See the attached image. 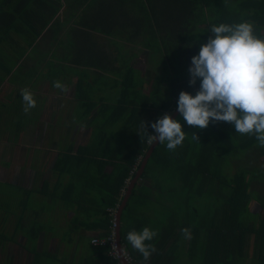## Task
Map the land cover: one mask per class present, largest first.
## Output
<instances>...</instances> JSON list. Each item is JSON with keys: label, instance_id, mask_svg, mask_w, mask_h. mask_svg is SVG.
Masks as SVG:
<instances>
[{"label": "trees", "instance_id": "1", "mask_svg": "<svg viewBox=\"0 0 264 264\" xmlns=\"http://www.w3.org/2000/svg\"><path fill=\"white\" fill-rule=\"evenodd\" d=\"M62 6L79 27L107 37L101 49L94 47L86 32L76 29L69 31L66 41L51 28L43 35ZM241 22L252 24L253 34L264 38V0H2L0 84L25 60V50H20L4 65L5 45L13 48L25 41L31 46L45 37L49 43L65 42L59 56L67 62L111 74L108 85L116 89L112 99L101 98L98 104L91 99L87 78H77L75 99L82 109L73 117L76 122L88 121L90 141L57 155L53 165L57 178L69 176L63 187L60 180L52 188L43 181L33 191L75 206L76 229H97L99 237L108 234L111 209H117L152 142L151 123L178 107L181 91L195 95L199 90L200 79L195 86L189 84L191 58L207 42L212 25ZM12 29L22 41L7 32ZM110 38L161 55L165 99L143 89L134 77L137 69L125 61ZM175 119L185 132L182 145L170 151L166 142L156 144L121 212L120 241L133 264H247L248 259L264 264V164L257 161L264 156V147L255 134L236 133L230 122L210 120L200 129L188 125L180 114ZM228 163L235 165L229 175ZM249 189L258 197H252ZM151 190L155 202L149 199ZM250 201L262 209L255 218L248 208ZM144 227L156 232L146 242L156 249L147 261L126 239L129 231ZM182 229H188L187 237ZM93 250L82 264H118L107 247Z\"/></svg>", "mask_w": 264, "mask_h": 264}, {"label": "crops", "instance_id": "2", "mask_svg": "<svg viewBox=\"0 0 264 264\" xmlns=\"http://www.w3.org/2000/svg\"><path fill=\"white\" fill-rule=\"evenodd\" d=\"M1 2L2 0H0ZM49 28L57 30L59 34L72 29H76L81 33L86 32L85 35L94 41V47L102 48L101 40L103 35L79 27L74 18H72V14H64L63 6L45 27L43 35L46 32L47 34L49 33ZM41 39L37 43L46 45V50H56L57 46H59L56 41L51 44L47 41V38ZM126 47L128 51L136 52V49L132 50L134 47ZM136 55L137 53L132 57V60ZM55 60L60 63L56 67L58 68L56 78L60 75L59 77L62 80L59 82L66 85L68 90L57 89L54 87V82L49 79L47 81L46 76H43L40 81H34L36 86L32 91L27 88V85L24 86L34 94L36 107L33 109L38 110L31 114H33L36 121L33 119L29 120V125L27 124L28 127L26 128H16L17 134H20V139L17 142L14 137L10 140L0 139V172L4 173V178H17L27 182L29 187L34 190H38L43 181H47L52 188L53 184L57 182L56 180H60L63 187L68 182L69 176L57 178V174L53 171L57 155L68 147H73L75 150L90 141L92 129L88 125V121L76 122L74 117L71 119L70 116V109L75 108L78 103L75 99L74 87L77 78L81 75L86 77L90 86L91 83L95 82H107L108 84L112 81L111 74L102 73L94 67H84L73 65L67 61ZM132 60L131 65H133ZM51 61L48 58L44 62L50 68L51 66L54 67V65L57 66V63L53 65ZM24 62L25 60L21 61L19 66L14 67L12 75L19 68L27 70V66L32 64L28 62V64H25ZM67 65L78 69L73 74L65 69ZM19 72L22 75L26 73L24 70ZM12 75L5 77L0 84V92L4 89L3 87L7 88L6 94L0 96V103L6 104V106L9 104L7 99L15 85L17 84L18 87H21L18 85V79L14 82L15 79H13ZM107 86L109 87V85ZM109 93L108 96L114 97L116 95L115 92L113 94ZM101 98L99 96L94 101L100 104ZM77 107L80 109V106ZM96 111L97 106L93 112ZM50 116H55L54 120ZM21 149L25 151H21ZM2 161L6 164L4 168ZM35 192L38 193L37 191ZM154 194L155 191L151 190L149 199L155 202L154 197H152ZM46 197L48 199V208L40 207L39 209L32 208L30 210L22 208L17 214L8 216L1 214L0 264H39L41 256L55 259L59 264H82L87 262L94 252L93 247L99 246L91 243L93 237L100 236L99 230L88 229L87 227L75 228L74 219L78 216L75 206L59 199ZM5 209L4 203L0 202V210ZM250 261L252 260L248 259L247 264H250Z\"/></svg>", "mask_w": 264, "mask_h": 264}, {"label": "clouds", "instance_id": "3", "mask_svg": "<svg viewBox=\"0 0 264 264\" xmlns=\"http://www.w3.org/2000/svg\"><path fill=\"white\" fill-rule=\"evenodd\" d=\"M211 35L191 58L188 69L189 84L195 86L200 79L199 90L193 95L181 91L178 112L188 125L205 129L211 122H230L236 133L255 134L259 146L264 147V38L253 34L248 22L212 25ZM54 87L67 91L59 81ZM23 111L28 113L36 107L34 94L21 89ZM155 134L147 131V122L142 127L150 140L165 143L170 151L181 146L185 132L178 119L165 113L151 123ZM194 139L198 141L195 133ZM187 237L188 229H182ZM156 232L144 227L128 232L126 239L147 261L156 251L154 245L146 243Z\"/></svg>", "mask_w": 264, "mask_h": 264}, {"label": "rangeland", "instance_id": "4", "mask_svg": "<svg viewBox=\"0 0 264 264\" xmlns=\"http://www.w3.org/2000/svg\"><path fill=\"white\" fill-rule=\"evenodd\" d=\"M69 31L70 30H66V32L64 31V33H62L61 37L64 41L68 39ZM7 32H10V34L14 36V38H16L17 40L22 41L21 36L17 35L19 36L20 38L19 39L15 35L16 34L15 30L12 29L10 31L8 30ZM105 39L107 40V37L102 36L101 42L105 41ZM109 42L112 43V45L114 46H118L117 49L120 50V54L126 57L127 59H125V61H128L129 63L131 62L132 57L135 56V53H137L136 57H134L132 60L133 65L138 69L135 72L134 77L138 80L139 83L143 84L144 90L157 92L159 95H161L162 98L165 99L166 84L165 81H163L162 79L163 65L161 63L162 62L161 55L159 53H155V51H151L150 53H147V51L141 46H139L138 48L137 46H133L134 48H132V50L136 49V52L132 51L133 52L132 54V52L128 51L126 45L122 44V42L117 41V39L110 38ZM64 44H59V46H57V49L52 51L46 50L47 47L46 45L37 43L29 46V44L26 43L25 41L18 42V44H14L15 47L13 48L12 47L10 48L9 44L5 45L6 48L5 55L1 60V62H3L4 65H8L11 62V58L17 56L21 52L20 50H25L23 55L25 58L24 63L25 64L32 63V64L27 66V70H25L24 68H19V70H17L12 75L13 79H15L14 82L16 81V79H18L17 80L18 85H20L21 87H18L17 84L15 85V87L10 93V96L7 99L9 102L7 106L6 104L4 105L0 103V139L5 138L10 140L14 137V139H16L15 141L17 142L20 139L19 137L20 134H17V132L15 131L16 128L17 127L21 129L26 128L29 125L28 124L29 120L33 119L34 121H36L33 114L31 113L37 112L38 109L32 108L28 113H25L23 111L24 104L21 96V89H25L26 87L24 86L27 85V88H30V90L32 91L36 86V82L34 81L35 80L40 81L43 78V76H46L47 81L49 79L51 82L62 80L59 77L60 75L58 76L59 79L56 78L58 74V68L56 67H58L60 63H57L55 59L66 61L63 58H60L62 56H59V51L62 48H64ZM48 58L52 60L51 62L53 63V65L57 63V66L54 65V67L51 66V68L47 66L46 62L44 61ZM21 61H19L15 67L19 66V63ZM65 69H67L68 71L74 74L76 69L78 68H72L67 65L65 66ZM22 70L26 72L24 75H22L19 72ZM30 73L32 74V76ZM107 85H108L107 82L91 83V87L89 90L90 92H92L91 99L96 100L99 96L106 99L109 92L116 91L115 88H109ZM3 88L4 89L0 92V96L1 95L3 96L7 92L6 91L7 88L6 87ZM107 99L109 100L112 99V96H108ZM79 110L80 109L77 106L75 108L70 109L71 119L75 113H79ZM50 117L53 118L52 120H54L55 118V116H50ZM21 151H25V150L21 149ZM257 161L258 164H264V156L259 158ZM1 163L4 168L6 164H4L3 161ZM234 168H235L234 164L231 165L228 163L226 165V170H225L226 174L229 175L234 170ZM252 187L258 188L259 186L253 184ZM33 190H34L33 188L29 187V184H27V182L17 178H4V173L0 172V202L4 203V206L6 207L5 210H0V216L1 214H5L6 216L10 214H17L20 212L22 208L23 209L26 208V210H30L32 208L39 209L40 207L48 208L47 197L38 194ZM250 191L252 193V197L255 198L258 197L259 194H257L255 191L252 190ZM248 208L250 209V212L253 215L252 218H255L257 212H262V209L260 208L259 204L256 201H250L248 204ZM28 212L32 213L31 211ZM178 255H180V253ZM183 257L184 256H181L179 260L180 261L184 260ZM40 258L41 259L39 264H59L57 260L47 256H41ZM176 261L179 262L178 257ZM250 264H257V263L252 260L250 261Z\"/></svg>", "mask_w": 264, "mask_h": 264}, {"label": "built area", "instance_id": "5", "mask_svg": "<svg viewBox=\"0 0 264 264\" xmlns=\"http://www.w3.org/2000/svg\"><path fill=\"white\" fill-rule=\"evenodd\" d=\"M124 192V190H122ZM113 213V219L111 224V230L108 234L103 237H93L91 243L94 245L107 247L108 255L117 261L118 264H133V258L124 247V245L118 246L116 241V222H115V212L116 208L111 209Z\"/></svg>", "mask_w": 264, "mask_h": 264}, {"label": "water", "instance_id": "6", "mask_svg": "<svg viewBox=\"0 0 264 264\" xmlns=\"http://www.w3.org/2000/svg\"><path fill=\"white\" fill-rule=\"evenodd\" d=\"M179 114L178 112V107L176 109H174L171 113V116L173 119H175V117ZM158 142H154L152 141L151 144L149 145V148L147 149V151L145 152L141 163L138 167V169L136 170L134 176L129 180L126 191L124 193V196L122 198V200L120 201L119 205L117 206L116 212H115V222H116V228H115V234H116V241L118 243V246L120 247L121 245V241H120V234H119V222H120V216H121V212L123 210V207L126 204V201L131 193V190L135 184V182L138 180V178L141 176L143 170H144V166L151 154V152L153 151L154 147L156 146Z\"/></svg>", "mask_w": 264, "mask_h": 264}]
</instances>
